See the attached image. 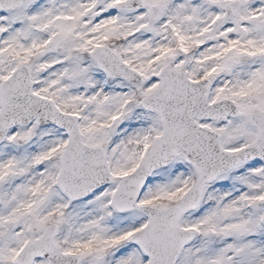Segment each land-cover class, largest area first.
Here are the masks:
<instances>
[{"label": "snow or ice", "instance_id": "obj_1", "mask_svg": "<svg viewBox=\"0 0 264 264\" xmlns=\"http://www.w3.org/2000/svg\"><path fill=\"white\" fill-rule=\"evenodd\" d=\"M0 264H264V0H0Z\"/></svg>", "mask_w": 264, "mask_h": 264}]
</instances>
